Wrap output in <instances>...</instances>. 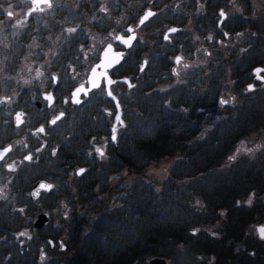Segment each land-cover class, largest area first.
<instances>
[{
    "label": "flooded vegetation",
    "instance_id": "1",
    "mask_svg": "<svg viewBox=\"0 0 264 264\" xmlns=\"http://www.w3.org/2000/svg\"><path fill=\"white\" fill-rule=\"evenodd\" d=\"M22 3L28 5L17 18L11 19L5 11L11 32H4L0 38V92L16 89L17 95L12 102L9 94L0 96V106L6 107L15 126V133L0 144L9 145L0 158V213L17 209L24 224L4 231L0 238L15 242L19 248L35 241L39 259L49 260L41 264H54L59 251L68 250L66 257H71L73 250L66 239L69 204L61 192L55 195L56 190L72 188L76 177L91 163L98 166L107 157L109 143H115L125 123L126 106H135L138 80L149 79L151 86L145 91L159 89L168 109L175 103L181 110H188L189 123L197 127L194 135L204 134L217 119L236 110L252 111L263 105L264 69L258 76L252 69L255 65L264 67V0H49L26 15L32 2ZM107 43L120 51V59L107 67L113 79L108 88L118 99L122 119L114 124L115 140L111 132L117 108L107 95L104 76L95 85L89 86L88 80ZM254 49L259 52L256 58L251 53ZM215 77L220 79L216 92ZM78 86L82 89L72 97ZM173 95L177 100L186 95L190 103L176 102ZM94 99L107 127L80 129L88 133L86 137L84 133L86 161L79 163L74 160V152L62 151L61 138L72 141L77 137L74 116L83 108L94 107ZM16 110L22 116L18 124L12 120ZM58 116L60 119L52 124ZM254 125L256 129L247 130L234 141L227 158L264 155V140L249 145L253 154L242 153L239 142L246 144L244 135L259 132L264 138V120ZM41 178L49 179L52 187L40 188L39 195L31 198V187ZM20 186L34 202L33 208L27 209L26 202L16 198ZM243 196H247L245 200ZM243 196L240 200L246 204L256 198L254 192ZM65 203L66 208L61 210ZM41 211L46 213L45 221L34 225ZM259 213L251 220L250 231L262 238L256 225L264 224V208Z\"/></svg>",
    "mask_w": 264,
    "mask_h": 264
},
{
    "label": "trees",
    "instance_id": "2",
    "mask_svg": "<svg viewBox=\"0 0 264 264\" xmlns=\"http://www.w3.org/2000/svg\"><path fill=\"white\" fill-rule=\"evenodd\" d=\"M15 1L0 0V17L8 6L18 5ZM251 53L258 57L256 49ZM219 80L214 78L215 92ZM150 86L147 78L136 82L135 106H126L125 123L115 143H109L107 157L98 166L91 163L72 188L56 190L55 195L61 192L70 206L66 239L73 250L71 257L63 261L57 257L54 264H149L152 255L165 257L167 264H264V238L250 231L251 220L264 208V155L226 157L242 133L264 120V103L252 111L236 110L220 117L204 134L194 135L197 127L189 123L188 110L175 103L168 109L159 89L145 91ZM185 96L173 98L190 103ZM97 102L94 99V107L74 116L77 137L61 138L62 151L74 152L79 163L86 161L84 133L85 137L88 133L80 129L107 127ZM13 133L9 111L0 106V144ZM164 155L172 156L166 174L147 178L148 164ZM123 165H129L133 176L113 177L112 172ZM24 189L20 186L16 198L25 201L27 209L33 208ZM251 192L256 196L252 204L240 200ZM197 195L201 202L195 200ZM80 201L91 209L89 220L76 208ZM17 224H24L19 210L0 213V234ZM236 242L243 246L235 248ZM42 262L49 260L39 259L35 241L19 248L0 238V264Z\"/></svg>",
    "mask_w": 264,
    "mask_h": 264
},
{
    "label": "water",
    "instance_id": "3",
    "mask_svg": "<svg viewBox=\"0 0 264 264\" xmlns=\"http://www.w3.org/2000/svg\"><path fill=\"white\" fill-rule=\"evenodd\" d=\"M31 2H32L31 6H29L25 10V15L31 9L36 7V5L38 6V5H41V3H44V0H31ZM47 3H49V0H47ZM8 11H12V10L7 9L6 12H8ZM119 59H120V51H118V50L114 51L112 49L111 43H107L102 49L100 59L93 65V67L91 68V70H90V72L88 74V80L90 81L89 82V86L95 85L98 82L99 78L103 75L105 83L107 84V95L110 96L115 101L117 110H116V112L114 114V120L112 122L113 123L112 132H111L112 139H113V136H115V131H113L114 130V124L117 123V121L122 122V119H121L120 104L118 102V99L108 88L109 83L113 79L109 76V74L107 72V67L111 66L114 62H117ZM261 68L264 69V67L260 66V65H255L253 67L252 70L254 71L255 76L259 75V71L258 70H260ZM84 88L86 89L87 87H84ZM80 89H82V88H80V86L76 87L73 90V92H72V97L73 96H77V94L80 91ZM109 92L111 93V95H109ZM117 117H119V120L117 119ZM12 120H13V122L15 124H18L22 120L21 112L19 110H16V111L13 112ZM39 127L40 126H38L37 128H39ZM8 146L9 145L7 144L5 146L0 147V156H2V154L8 148ZM78 170H80V169H78ZM41 184H43V185H52V182L49 181V179H47V178H41V179L36 180L33 183V186L31 187V190H30L31 198H34L36 196V195H33V193L37 192V190L40 189V185ZM45 217H46V213L44 211L39 212L37 214V217L34 220V225H39L42 222H44L45 221ZM261 227H264L263 223H258L256 225L257 233L260 236H261V234L259 232V229ZM147 262L149 264H167V259L165 257L161 256V255H152V256H150L147 259ZM130 264H136V263H135V261H132Z\"/></svg>",
    "mask_w": 264,
    "mask_h": 264
},
{
    "label": "rangeland",
    "instance_id": "4",
    "mask_svg": "<svg viewBox=\"0 0 264 264\" xmlns=\"http://www.w3.org/2000/svg\"><path fill=\"white\" fill-rule=\"evenodd\" d=\"M12 2H13V0H12ZM15 2L18 5L13 6L11 4V6H8V8L12 9L13 13H14V15H13V17L11 19L17 18L19 15H21L23 13L24 8L28 5V4H25V3L23 5L22 0H19V2H18V0H16ZM6 16L7 15L4 13V16L0 17V38H2V35H3L4 32H6V33L11 32L10 29H8L9 26L7 27V25H6V22H10V20L5 21L6 20ZM24 57H25V59L27 58L26 51L24 52ZM1 94L2 95L3 94H9L10 102L14 101L16 99V97H17L16 89H12L11 91H7L6 90L3 93L0 92V96H1ZM242 140L246 141V144H243V143L239 142L242 145V147H243L242 153L250 155V154L254 153V150L250 149L249 145H255L256 146L257 142L260 141V140H264V138H262V136H261V134L259 132H252V133H248V134L244 135V138ZM171 160H172V156L171 155H164V156H161L160 158H158L157 160L151 162L150 164H148V166L145 169V173H146L147 178H151V179H156V178L160 179V178H162L166 174V171H167L166 169H167L168 164H169V162ZM1 173L2 172H0V175H1ZM112 176L115 177V178H120V177L122 178L123 177L122 179H124L126 177L130 178V177L133 176V172L130 170L129 166L127 165V166L123 167L122 169H119L117 172L112 173ZM246 197L247 196H243V199L245 200ZM195 200L199 201V202L202 201L201 197L199 195L196 196ZM64 208H66V203H65V205H63L61 207V210H63ZM68 208H70V206H68ZM76 208L78 209V211L86 213L85 214L86 217L88 216L87 220L90 219V217H89V216H91L90 213H89V211L91 210L90 208H87L81 201L76 203ZM202 224L206 225L205 223H202ZM210 225H211L210 228L212 229L213 225L212 224H210ZM85 226H87V223L85 224ZM239 246H240V242H236L235 243V247H239ZM67 253H68V250L59 251L58 254H55V256H57L58 258H61V260L63 261L64 258L66 256H68V255H66Z\"/></svg>",
    "mask_w": 264,
    "mask_h": 264
},
{
    "label": "snow or ice",
    "instance_id": "5",
    "mask_svg": "<svg viewBox=\"0 0 264 264\" xmlns=\"http://www.w3.org/2000/svg\"><path fill=\"white\" fill-rule=\"evenodd\" d=\"M44 2L47 3V0H44ZM49 6H50V5H49ZM7 15L11 18V17H13L14 13H13L12 11H8V12H7ZM148 15H152V13H148ZM220 15H221V16H224L223 11H221ZM147 18H148V16L146 15V16L144 17V19L146 20ZM141 23H143V20L141 21ZM70 31H75V29H71ZM170 31H171V32H175L176 29H171ZM225 35H226V34H225ZM165 39H168V37L165 36ZM177 62H179V58H178V61H177ZM141 70H143V69H141ZM258 71H259V70H258ZM130 86H131V85H130ZM250 87H251V86H250ZM109 95H111L110 92H109ZM49 99H50V97H49ZM77 102H78V101H77ZM222 103H226V101H222ZM61 115H62V114H61ZM18 118H19V117H18ZM59 119H60V117L58 116V117H56V119L52 120L51 123H52V124H55V123H56V120H59ZM117 119L119 120V117H117ZM39 131L43 132L44 129L41 128ZM113 131H115V129H114ZM113 140H115V136H113ZM97 151H99V150H97ZM100 154L103 155L102 152H101ZM0 158H2V156H0ZM25 159H31V157H25ZM83 171H84V169H81V170H80V172H83ZM51 187H52L51 185H43V184L40 185V188H43V189H50ZM33 195H39V190H37V192L33 193ZM259 232H260V234H261V237L264 238V227H261V228L259 229ZM21 235H24V234L21 233Z\"/></svg>",
    "mask_w": 264,
    "mask_h": 264
}]
</instances>
